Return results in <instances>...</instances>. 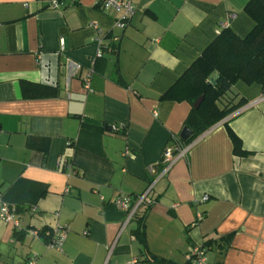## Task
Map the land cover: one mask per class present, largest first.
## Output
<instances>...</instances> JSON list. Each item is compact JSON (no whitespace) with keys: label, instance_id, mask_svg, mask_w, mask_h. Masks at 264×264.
Segmentation results:
<instances>
[{"label":"crops","instance_id":"1","mask_svg":"<svg viewBox=\"0 0 264 264\" xmlns=\"http://www.w3.org/2000/svg\"><path fill=\"white\" fill-rule=\"evenodd\" d=\"M52 1L0 0V197L20 207L19 228L0 222V264H148L135 216L122 228L111 200L150 182L149 253L186 264L192 247L231 234L223 251L206 246L208 264H264L261 85L236 81L246 104L182 143L187 154L162 176L160 162L190 110L160 95L221 22L239 37L252 30L249 0H132L123 29L96 0ZM224 122L245 155L233 154ZM56 225L69 228L61 250L45 244Z\"/></svg>","mask_w":264,"mask_h":264},{"label":"trees","instance_id":"2","mask_svg":"<svg viewBox=\"0 0 264 264\" xmlns=\"http://www.w3.org/2000/svg\"><path fill=\"white\" fill-rule=\"evenodd\" d=\"M244 11L254 22L252 30L246 36L239 37L228 27L221 28L201 54L160 95L161 100L185 101L190 105L183 128L189 129L191 135L186 140H182L178 135L173 137V145L190 143L246 104V100L233 90L236 81L240 80L245 84L257 83L264 89V0H249ZM211 74L215 75L214 84L209 79ZM54 93L50 91L46 95ZM201 95H203L201 103L194 108L193 103ZM224 124L232 142L233 154L245 155L240 139L226 122ZM149 206L151 204L135 215L136 228L133 233L143 245L142 262L175 264L149 253L146 249L144 218ZM16 208L17 211L20 210V207ZM230 239L231 234H228L218 240L209 239L203 245L206 247L215 243L216 247L223 251L229 245ZM186 264L190 263L187 261Z\"/></svg>","mask_w":264,"mask_h":264},{"label":"built area","instance_id":"3","mask_svg":"<svg viewBox=\"0 0 264 264\" xmlns=\"http://www.w3.org/2000/svg\"><path fill=\"white\" fill-rule=\"evenodd\" d=\"M61 2L58 0H53L51 2L52 8H58L61 6ZM96 5L101 10H107L112 9L116 11L119 16L117 19H115V25L119 27L120 29H123L125 25L129 22L131 17L134 13V5L132 0H96ZM220 29L227 27L226 22H221L219 24ZM219 29V30H220ZM63 45V42H61V46ZM98 56H100V51L97 53ZM72 66L75 71H79L81 69V65L78 63H72ZM92 74V71H88L86 75H84L83 80L85 82H88L90 79V76ZM261 99H264V94H262ZM190 146H167L161 156L160 162L163 165V170L161 173L162 175H165L170 166L173 164V162L181 157H184L189 149ZM152 170V168H150ZM154 182L148 183L145 190L136 195V196H130L128 194H119L115 198L111 200V203L118 209L125 212V221L123 223L122 228L130 221L132 218L137 214L138 210L142 206H147L153 203V199L150 196V192L153 189ZM102 199V198H101ZM0 222L10 224L14 229L19 228L18 223V211L16 206L9 205L5 203L1 197H0ZM69 228L68 226H59L56 225L55 227L48 229L44 231V234L47 238L46 246L51 249H57L61 250L62 246L64 244L66 234L68 232ZM30 234L34 236H38V231L35 229H29L28 231ZM115 241L111 243L108 250V255L110 254L113 245ZM108 257V256H107ZM35 256L30 257L26 264H35ZM187 261L190 264H208L207 258H206V247L204 245H198L195 247H192L190 250ZM104 264H110L108 263L107 259L105 260ZM129 264H139L138 260L134 259Z\"/></svg>","mask_w":264,"mask_h":264},{"label":"water","instance_id":"4","mask_svg":"<svg viewBox=\"0 0 264 264\" xmlns=\"http://www.w3.org/2000/svg\"><path fill=\"white\" fill-rule=\"evenodd\" d=\"M209 79H210V82H211L212 84L215 83V75H214V74H211V75L209 76ZM202 99H203V95L199 96V98H197V100L193 103V107H194V108H197V107L199 106V104L201 103ZM179 135H180V138H181L182 140H186V139H188L189 136L191 135V132H190L189 129H187L186 127H184V128H182V130H181V132H180Z\"/></svg>","mask_w":264,"mask_h":264}]
</instances>
